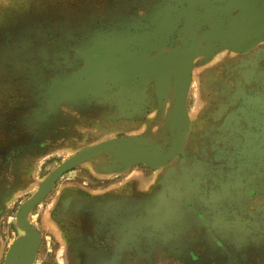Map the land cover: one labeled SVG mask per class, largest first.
Wrapping results in <instances>:
<instances>
[{"label": "rangeland", "instance_id": "1", "mask_svg": "<svg viewBox=\"0 0 264 264\" xmlns=\"http://www.w3.org/2000/svg\"><path fill=\"white\" fill-rule=\"evenodd\" d=\"M252 2L255 11L264 8V0ZM121 3L139 9L130 17L115 13L112 30L94 28L108 5ZM194 6L193 0H5L0 57L10 58L0 61V70L9 69L5 84L0 78V264L28 231L19 220L21 207L41 194L25 212L40 235L31 264H264V207L258 217L242 201L261 193L243 181L238 155L244 137L232 132L237 116L224 109L233 97L242 101L239 84L264 85V41L245 53L233 51L218 23L193 17L200 42L183 72L191 125L181 153L151 167L128 151L152 148L119 143L113 152L100 150L66 168L44 192L61 164L117 137L156 143L161 157L173 151L185 123L177 108L176 69L192 51L185 21ZM215 7L209 15L225 19L229 41L237 45L264 28L254 23L255 11ZM179 11L185 17L174 22ZM109 40L126 47L120 45L116 58L110 53L96 61L94 53ZM161 54L171 63L159 73L146 69ZM132 64L136 75H130ZM248 64L255 69L249 75ZM250 143L249 149L261 150L256 138ZM207 145L219 154L227 147L233 157L208 154ZM12 148L20 152L6 174L5 151ZM250 159L257 164L262 158ZM203 164H215L219 174L207 180L209 195L195 208L186 185L194 186L191 169ZM255 172L250 169L249 182Z\"/></svg>", "mask_w": 264, "mask_h": 264}, {"label": "flooded vegetation", "instance_id": "2", "mask_svg": "<svg viewBox=\"0 0 264 264\" xmlns=\"http://www.w3.org/2000/svg\"><path fill=\"white\" fill-rule=\"evenodd\" d=\"M195 3V6L193 8H190L187 10L188 14H192L193 16L191 17V20L193 21V17H198V19H200V22L203 21V19L200 16H197L199 14H206L209 15V12H211V10H213V12L215 11V6H220L221 10H225L228 11L229 9H234V8H238L240 7L242 9V12H250V11H255V9H253V7H248V1L249 0H220V1H216V0H208L210 3L209 4H202V0H193ZM133 4V2H131ZM207 3V2H206ZM221 3V4H220ZM122 4V3H121ZM108 5L105 10H103L102 14L103 17H99L98 18V23L96 24V26H94V28L100 29V30H112V28H116L118 21L116 18H118L116 16L115 13L119 14H124V16L122 17H130L131 14L133 13V11H137L139 9V7L137 6H127L125 5V3H123L122 5ZM241 4V6H240ZM222 5V6H221ZM238 6V7H237ZM236 11H240L239 9H237ZM131 13V14H130ZM184 12H177L173 17L172 20H174V22H176V20L183 18L184 19ZM143 15V14H142ZM195 15V16H194ZM104 19V21H102L101 19ZM188 18V16L186 17V19ZM214 23H218L216 21H212ZM186 21H185V25H186ZM148 24V23H147ZM149 27L147 29H152L153 27L148 25ZM193 29H194V33L196 34V38H194V36L192 35V33L189 31V33L192 35L191 36V40L192 42H194V40L196 39L198 41V44L200 42V37H199V28L196 26V24L193 23L192 25ZM137 29V28H135ZM139 29V28H138ZM187 29V28H186ZM108 40V39H107ZM151 41V43L147 42V44L149 45V49H152L153 44ZM1 44H5V42L1 43ZM10 43L5 44V46H9ZM120 45H123L124 48L126 47L125 44H120L118 42H111L109 41H105L103 43L102 46H100V49H98L97 53H94V58L96 61H99L102 57L101 55H107L109 56V54L114 53V58H116L117 52L119 53L122 48L120 47ZM259 45V44H258ZM136 44H132V47H136ZM131 47V49H132ZM6 52V50H5ZM240 53H245V52H240ZM143 54V53H142ZM119 55H121L119 53ZM162 55L167 56V60H169V56L167 54H161L158 55L157 57H155V60L160 58ZM36 56V55H35ZM132 56V55H130ZM5 58H10L9 53H6L5 55H3V59L0 57V61L4 60L3 62H5ZM116 60V59H115ZM130 60H134V59H130ZM245 59H243L244 61ZM155 62V61H154ZM154 62L151 65H146V69H150L151 71H155L154 70ZM245 62V61H244ZM247 64V63H246ZM7 65V64H6ZM8 66V65H7ZM137 65L132 64L131 65V70H130V75H136L137 73H139V69H137L136 67ZM9 67V66H8ZM139 68V67H138ZM245 71L246 74L249 75L250 72H252L253 68L250 67V64H248L247 66H245ZM9 69H5V65H3L1 67L0 70V78L3 81V84H5V74H7L6 76L9 77L8 75V71ZM156 72V71H155ZM259 78L260 76L263 77L264 76V70L261 69L260 73H259ZM263 83H264V79H260ZM228 83V82H227ZM227 87H229V89H234V87L232 85H230V83L227 84ZM238 88H240V92H241V99L242 101H234V97L232 99V101L230 102V104H228V106H225V110H226V114H231V115H235L237 117L240 118H234L233 123H232V132L235 134V136H239L240 133L241 136H243L244 138H242V141L244 143V149H242L240 151L241 155H238V157H243V159L241 160L242 164L241 166H243L244 172L246 173V175L243 177V181L245 182V185L249 186L250 183L255 184L257 192H260L261 194L258 193V196L256 197V199H254L252 201V197L251 198H246L243 197V205L246 207L245 209H247L248 211L250 210V208L252 207L256 214L258 215V217H260V213L261 212L260 208L262 209V207H264V117L262 115H264V85L261 86H242L241 84H239V86H237ZM236 87V88H237ZM228 89V88H227ZM236 96V95H235ZM230 106V107H229ZM258 107V108H255ZM254 109H258L260 111H255ZM189 112V111H188ZM221 120V119H220ZM238 120V123H237ZM222 121H224V119H222ZM234 121L236 123H234ZM190 117H189V128H190ZM234 124V125H233ZM189 128H188V134L185 138V141L183 143L184 149L186 148V141L189 135ZM239 132V133H237ZM122 137H127V136H122ZM118 138V137H117ZM256 141L259 143V145L262 147L261 150L260 149H249L250 148V141ZM146 141V140H145ZM36 145L32 146L35 147ZM207 153L208 154H217V158H221V159H230L232 158V154L234 151L230 150L228 151L226 148L224 150H220L221 154H219L218 152H216L217 149H211V147L209 145H207ZM259 146L257 145L255 148H258ZM182 148V147H181ZM181 148L178 151V153H181ZM181 151V152H180ZM214 151V152H213ZM20 152V150H16L14 148L12 149H8L5 151V156H6V160L8 161L6 164H4V171L5 173L9 174L12 171V161L15 160V158L17 157L18 153ZM194 153L195 158L196 159H200V149L195 150L194 149ZM254 154H257L259 156H261V160L258 161L257 164H254V162H251L250 159V155L254 156ZM180 155V154H179ZM175 157V156H174ZM173 157V158H174ZM171 158V159H173ZM171 159H169L167 162H169ZM201 160V159H200ZM228 166L223 167L221 166V170L223 169L224 172H228ZM250 169H254L256 170L255 173H253V180L251 182H249V172ZM215 172L214 175L219 174L218 170L215 169V164H213V166H207L205 164H203L201 167L195 165L192 167L191 169V183H194V186L192 188H190L189 184L186 185L187 187V191L192 194L191 196H188L187 199H189V202L191 204H193V207L195 208H199L198 206V202H196V200L198 201H202V199L204 197H207L209 195L208 192V179H212V174ZM199 177V180H196V178ZM218 177H220L218 175ZM255 180V181H254ZM223 181V179H222ZM207 183V185H206ZM256 189L251 193L253 195H256ZM249 191V189H248ZM261 197L258 198V197ZM246 198V199H245ZM255 201V202H254ZM254 210H250V211H254ZM263 210V209H262ZM247 211V213H248ZM246 213V214H247ZM249 217V215H248Z\"/></svg>", "mask_w": 264, "mask_h": 264}, {"label": "water", "instance_id": "3", "mask_svg": "<svg viewBox=\"0 0 264 264\" xmlns=\"http://www.w3.org/2000/svg\"><path fill=\"white\" fill-rule=\"evenodd\" d=\"M255 1V0H254ZM257 1V0H256ZM253 4L248 3V7ZM241 5V4H240ZM253 6V5H252ZM264 8L256 9L255 16L259 15V17L255 20V24L258 25H264ZM192 14H188L187 18V31H190L194 38H196V34L194 33V29L192 27L193 21L191 20ZM195 16V15H194ZM197 16H200L204 22H212L216 21L219 24L220 30L219 35L224 43V45L236 52H248L254 49L259 43L264 41V28L262 30L257 31L256 35L253 37H250L248 40L239 43L238 45L234 42L229 41V36L226 33V25H225V19L223 17L215 16V15H206V14H199ZM199 52V44L198 41L195 39L192 45V51L190 53H186L183 55L182 59L178 62L177 69H176V91H177V108L180 110L184 116V127L183 131L181 133V136L179 138V141L176 145V147L173 149V151L166 155L165 157H161V147L153 142L145 141L143 139L137 138V137H118L113 140L100 143L98 145H95L91 148L85 149L82 152L76 154L75 156L71 157L67 161H65L63 164L60 165V167L57 168V170L52 174V176L48 180L47 187L44 192L47 191V189L53 184L54 180L61 174L63 170L66 168L72 166L76 162L82 160L83 158L93 154L97 153L100 150H109L114 151L115 146L119 143L123 144H131V143H137L140 145H145L147 147L152 148L153 150H150L148 148H137L128 151V153H131L137 157L138 160H141L145 163H147L151 167H159L162 166L164 163H166L169 159L173 158L178 154V151L183 146V143L185 141V138L188 134V128H189V112L187 108V101H186V93H185V86L183 83V72L188 69L189 65H191L193 59L197 56ZM167 56L162 55L160 58L156 59L154 62V70L159 73L162 70L165 69V66L171 63V60H167ZM159 62L160 68L157 67V63ZM156 64V66H155ZM44 194V193H43ZM41 195L37 196L36 198H33L29 201H27L20 209L18 216L19 220L23 221L25 223V226L27 228V233L19 238H17L9 248L5 261L2 264H31L34 256L37 251V247L39 245L40 241V235L39 233L33 228V226L28 222V220L25 218V212L38 200L41 199ZM33 236V238H32ZM17 252H20L18 259L16 262H14L15 256Z\"/></svg>", "mask_w": 264, "mask_h": 264}, {"label": "crops", "instance_id": "4", "mask_svg": "<svg viewBox=\"0 0 264 264\" xmlns=\"http://www.w3.org/2000/svg\"><path fill=\"white\" fill-rule=\"evenodd\" d=\"M0 11L1 13H5V0H0ZM2 26H0V29L3 28L4 22H1Z\"/></svg>", "mask_w": 264, "mask_h": 264}, {"label": "bare ground", "instance_id": "5", "mask_svg": "<svg viewBox=\"0 0 264 264\" xmlns=\"http://www.w3.org/2000/svg\"><path fill=\"white\" fill-rule=\"evenodd\" d=\"M256 52V51H255ZM253 54H254V52H253ZM247 55V54H246ZM255 55V54H254ZM251 57V56H250ZM249 57V58H250ZM253 57V56H252ZM246 59V58H245ZM248 59V58H247ZM254 59V58H253ZM241 61V60H240ZM245 61V60H244ZM155 66H156V64H155ZM157 67L158 68H160V64H159V62L157 63ZM209 73V72H208ZM208 73L206 74V75H208ZM205 76V75H204ZM205 82V81H204ZM99 128V127H98ZM97 131V130H96ZM101 131V130H100ZM32 238H33V236H32Z\"/></svg>", "mask_w": 264, "mask_h": 264}]
</instances>
